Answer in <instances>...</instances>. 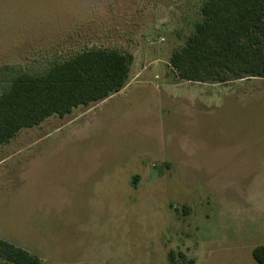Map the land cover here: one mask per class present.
<instances>
[{"label":"rangeland","instance_id":"obj_1","mask_svg":"<svg viewBox=\"0 0 264 264\" xmlns=\"http://www.w3.org/2000/svg\"><path fill=\"white\" fill-rule=\"evenodd\" d=\"M203 1L0 0V87L87 50L132 56L118 93L0 146V240L42 264H256L264 79L169 65Z\"/></svg>","mask_w":264,"mask_h":264},{"label":"trees","instance_id":"obj_2","mask_svg":"<svg viewBox=\"0 0 264 264\" xmlns=\"http://www.w3.org/2000/svg\"><path fill=\"white\" fill-rule=\"evenodd\" d=\"M192 34L172 53L169 65L180 81L227 84L264 79V0H204ZM132 56L116 50L83 51L52 64L40 75L21 73L0 87V146L22 129L69 115L118 93L126 84ZM251 257L264 264V246ZM194 264L168 255L169 264ZM0 264H42L26 250L0 240Z\"/></svg>","mask_w":264,"mask_h":264}]
</instances>
